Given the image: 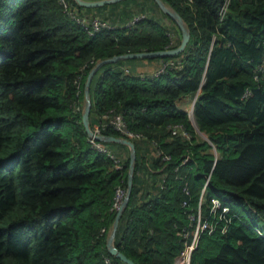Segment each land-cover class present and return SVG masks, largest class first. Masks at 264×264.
<instances>
[{
  "label": "trees",
  "instance_id": "trees-1",
  "mask_svg": "<svg viewBox=\"0 0 264 264\" xmlns=\"http://www.w3.org/2000/svg\"><path fill=\"white\" fill-rule=\"evenodd\" d=\"M162 1L189 30L184 51L105 64L90 87L91 129L123 137L121 116L136 152L115 247L175 264L200 214L215 229L191 264H264V0ZM94 20L108 27L89 34ZM180 38L153 0H0V264H126L106 240L129 150L93 147L84 84L102 60Z\"/></svg>",
  "mask_w": 264,
  "mask_h": 264
},
{
  "label": "water",
  "instance_id": "water-1",
  "mask_svg": "<svg viewBox=\"0 0 264 264\" xmlns=\"http://www.w3.org/2000/svg\"><path fill=\"white\" fill-rule=\"evenodd\" d=\"M124 0H96V1H88V0H74V2L83 8H98L104 5H109L113 3H118ZM153 2L157 5V7L166 15L168 16L176 26L179 28L181 32V38L179 44L171 49L163 50V51H156V52H141V53H133V54H124L120 56H114L109 59L102 60L98 62L89 72L87 75L85 84H84V106L82 111V124L83 128L87 134V136L96 141V142H105V143H116L121 144L123 146L128 147L129 150V166H128V174H127V189L125 195L121 201L120 206L117 208V213L112 223L111 229L107 236L106 240V247L108 252L115 256L116 258L120 259L126 264H135L133 261L128 259L122 253L118 251L115 247L114 241L115 236L118 230L119 220L120 217L128 205L132 185H133V178H134V168H135V161H136V152L134 144L131 140L125 137H113V136H103V135H96L90 127L89 116L92 108V101L90 96V87L95 76L96 72L105 64L108 63H115L121 60H129V59H151V58H163V57H172L181 54L184 49L186 48L190 33L185 25L181 16L171 7L167 6L162 0H153Z\"/></svg>",
  "mask_w": 264,
  "mask_h": 264
},
{
  "label": "built area",
  "instance_id": "built-area-1",
  "mask_svg": "<svg viewBox=\"0 0 264 264\" xmlns=\"http://www.w3.org/2000/svg\"><path fill=\"white\" fill-rule=\"evenodd\" d=\"M78 21L81 23H85L84 20H78ZM134 21H136V20H134ZM82 25H84V24H82ZM89 25L91 26L90 28L86 27V30L89 34H93L95 31H98L101 28H107L108 27L107 24L100 22L98 20H94L92 22H89ZM126 72H127V70H126ZM160 72H161V70L157 71L155 73V75L159 74ZM109 124L114 128V130L119 132L123 137H133V134L130 133L129 131H127L126 126L123 123L121 116H119V115L115 116L114 119H111ZM100 127L101 126H96L93 130V132L99 136L102 135L100 133ZM91 142H92L94 148H96L97 150L107 154L108 156L110 155L109 152L102 145L103 142H96L92 139H91ZM116 163H118V162H116ZM118 168H119V166H118ZM120 192L121 191L117 192V196L120 194ZM117 196H116V199H117ZM212 202H213L212 209L215 210L216 208L220 207L218 200L213 199ZM115 206H117V200L115 202ZM214 229H215V226L213 224L209 223L208 221H203L201 219L200 214H198L196 216L195 229L191 234H187L189 239H188V241L185 242L184 248L180 252L179 256L177 257L175 264H191L192 253H193L194 249L196 248V245H197L198 239L200 238L201 233L202 232L211 233L214 231ZM259 233L262 234L260 231H259Z\"/></svg>",
  "mask_w": 264,
  "mask_h": 264
},
{
  "label": "rangeland",
  "instance_id": "rangeland-1",
  "mask_svg": "<svg viewBox=\"0 0 264 264\" xmlns=\"http://www.w3.org/2000/svg\"><path fill=\"white\" fill-rule=\"evenodd\" d=\"M123 197H124L123 192H120V194L117 196V199H116L117 200V206H115L116 209L120 206ZM259 227L264 231V226L262 224Z\"/></svg>",
  "mask_w": 264,
  "mask_h": 264
},
{
  "label": "crops",
  "instance_id": "crops-1",
  "mask_svg": "<svg viewBox=\"0 0 264 264\" xmlns=\"http://www.w3.org/2000/svg\"><path fill=\"white\" fill-rule=\"evenodd\" d=\"M149 70L152 71L151 69H149ZM183 106H184V108H186V109H189V108H190V105H189L188 102H185Z\"/></svg>",
  "mask_w": 264,
  "mask_h": 264
}]
</instances>
